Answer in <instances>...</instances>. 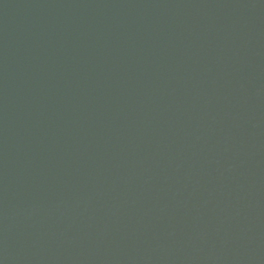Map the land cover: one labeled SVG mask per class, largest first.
<instances>
[{"label":"water","instance_id":"obj_1","mask_svg":"<svg viewBox=\"0 0 264 264\" xmlns=\"http://www.w3.org/2000/svg\"><path fill=\"white\" fill-rule=\"evenodd\" d=\"M2 264H264V0H0Z\"/></svg>","mask_w":264,"mask_h":264},{"label":"snow or ice","instance_id":"obj_2","mask_svg":"<svg viewBox=\"0 0 264 264\" xmlns=\"http://www.w3.org/2000/svg\"><path fill=\"white\" fill-rule=\"evenodd\" d=\"M0 264H2V262H0Z\"/></svg>","mask_w":264,"mask_h":264}]
</instances>
